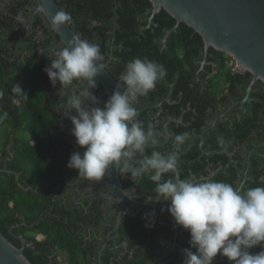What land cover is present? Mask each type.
I'll return each instance as SVG.
<instances>
[{
    "label": "trees",
    "instance_id": "obj_1",
    "mask_svg": "<svg viewBox=\"0 0 264 264\" xmlns=\"http://www.w3.org/2000/svg\"><path fill=\"white\" fill-rule=\"evenodd\" d=\"M56 1L61 10L71 14L69 26L80 39L99 44L103 54L100 62L107 65L117 82L125 64L134 58L147 57L166 69L155 89L135 103L137 110L159 103L161 108L145 110L137 119L144 122L146 129L149 123L154 124L159 133L156 144L164 141V126L169 119L182 118V123H170L169 143L147 148L146 154L173 151L174 136L187 132L189 137L179 154L193 140L194 144L182 157L184 162L178 161L181 179L203 176L233 186L243 184L245 189L264 187V157L254 154L247 170L252 151L264 154V84L258 82L247 103L219 118L226 113L224 108L244 98L252 76L234 73L230 67L233 58L214 49L209 50L208 64L201 71L204 42L194 30L180 24L167 36L176 21L164 10L149 25V0ZM37 8L36 0H9L4 9L0 7V154H6V146L14 136L11 161L7 166L0 164V169L13 173L0 172V232L18 248H22L18 236L31 244L24 250L31 264H161L160 247H172L171 216L149 213L150 219L124 218L117 234L119 243H125L127 250L107 247L99 261L102 246L97 249V242L87 241L83 235L99 220L80 210L66 209L65 203L72 202H65V183L60 179L59 168L65 169L70 155L80 146L71 134L73 125L64 105L72 91L79 92L87 83L74 81L75 87L68 90H60L59 82L53 87L44 68L51 63V52L64 45L42 13L36 12ZM20 13L23 23L17 21ZM17 28L21 32L20 43L16 39ZM17 84L26 96L12 90ZM100 89L97 83L91 91L97 96ZM107 99L105 95V102ZM21 131L29 134L27 142L20 139ZM218 137H223L226 147L219 145ZM67 144L72 146L71 151L62 152ZM172 176L169 172L162 180ZM120 178L125 191L134 199L167 203L162 198L157 200L156 185L147 176L132 181L129 175L120 173ZM90 204L99 217L101 205L108 206L105 200ZM115 221L113 217L108 223ZM175 236L181 249H170L166 264H182L183 249L196 251L189 245L188 231L180 228ZM261 250L264 249L256 246L249 251L255 254ZM213 264L233 262L218 253Z\"/></svg>",
    "mask_w": 264,
    "mask_h": 264
},
{
    "label": "clouds",
    "instance_id": "obj_2",
    "mask_svg": "<svg viewBox=\"0 0 264 264\" xmlns=\"http://www.w3.org/2000/svg\"><path fill=\"white\" fill-rule=\"evenodd\" d=\"M71 22V14L64 10L52 18L55 26ZM48 57L51 63L44 72L53 87L59 82L60 90H68L75 87L74 81L87 83L79 92L72 91L64 105L73 125L71 134L84 149L82 154L70 155L68 168L94 182L101 181L110 167L129 175L132 181L147 176L156 185L157 200L170 202L168 212L176 225L189 232V245L196 249H183L182 264H213L218 253L233 264H264V250L249 251L256 246L264 249V187L245 189L243 184L233 186L203 176L181 179L178 158L189 137L187 132L174 136L173 151L146 154L148 146L158 142L159 133L154 124L149 123L146 129L137 119L135 103L163 80V65L147 57L128 61L113 94L100 107L91 91L105 68L100 63L103 54L99 44L77 38ZM12 90L23 93L19 84ZM218 143L226 147L223 137H218ZM137 156L140 159H135ZM169 172L172 178L162 180Z\"/></svg>",
    "mask_w": 264,
    "mask_h": 264
},
{
    "label": "water",
    "instance_id": "obj_3",
    "mask_svg": "<svg viewBox=\"0 0 264 264\" xmlns=\"http://www.w3.org/2000/svg\"><path fill=\"white\" fill-rule=\"evenodd\" d=\"M38 8L61 43L67 46L69 41L80 38L69 24L55 26L52 18L60 11L56 0H36ZM152 4L149 25L162 10L167 12L175 21L176 26L167 32V36L177 29L180 24H185L194 30L204 42V60L202 68L207 64L210 49L226 54L235 59L241 68L238 73H249L252 76L244 98L235 103L244 105L250 99L251 93L258 82L264 84V0H149ZM101 63V62H100ZM105 65L102 74L97 76V83L102 87L105 95L109 98L116 89L117 81L110 74ZM166 101H168L166 99ZM162 103L145 106L138 114L152 108H161ZM170 123H182V118H171L164 126V141L159 144L149 145L159 147L166 145L170 140L168 125ZM186 151L179 155L178 161ZM263 153L253 151L249 157ZM140 159V158H135ZM1 173L13 174L6 169H0ZM18 180V175H16ZM109 186L118 201V215L116 226L112 235L122 225L126 215L125 206L136 209L138 212L164 213L168 212L169 204H152L140 202L125 191L120 172L110 167ZM171 216V215H170ZM22 248L16 247L0 232V264H31L24 254L26 241L21 237ZM99 255V261L101 258Z\"/></svg>",
    "mask_w": 264,
    "mask_h": 264
},
{
    "label": "flooded vegetation",
    "instance_id": "obj_4",
    "mask_svg": "<svg viewBox=\"0 0 264 264\" xmlns=\"http://www.w3.org/2000/svg\"><path fill=\"white\" fill-rule=\"evenodd\" d=\"M8 1L9 0H3L0 3V7H2V9H4V7L6 6V3ZM36 12H37V10H36ZM17 21L19 23L24 22V18H23L22 13H20L17 16ZM15 33L17 34L16 35L17 42L20 43L22 40V37L20 36L21 35L20 28L15 29ZM207 64H208V62H207ZM204 67L202 68V65H201L200 70L202 71L204 69ZM96 97H97V100L99 101V106L103 107V105L105 103V93H104L103 89H100V91L98 92ZM167 100H168L167 102H169V99H167ZM235 103H237V102H234L228 108H224L226 110V113L221 115L219 118L224 117L230 111H232L233 108L235 107L234 106ZM236 106H238V105H236ZM219 118H217V119H219ZM217 119L214 120V122H211V124H210L211 127L215 126ZM68 129H69V124H68ZM24 134H28V133H26L25 131H21L19 134V137L21 140H23V142H27L29 137L27 139L23 138ZM198 136L201 139L204 138L203 134H199ZM198 136H195V139H197ZM170 139H171V137H170ZM13 144H14V136L11 135L10 142L6 146V149H7L6 154H0V164L7 166V164L10 163L11 157L13 156V153H12ZM193 144H194V140L191 143V145L188 147V149H190L193 146ZM203 145H204V141H202L200 144L201 149L203 148ZM61 146H64V145H61ZM261 146H262V144H261ZM71 147H69V145L67 144V146H65V148L62 147L61 150H62V152H64V150L66 149L67 153H68L71 151ZM188 149L184 150V151H186L184 153V155L187 153ZM242 149H243V152L246 153V148L243 147ZM79 150H80V147L78 148V151ZM83 151H84V149L81 148V150H80L81 154L83 153ZM73 152H75V150ZM183 152H181V153H183ZM250 154H249L248 159H247V170L249 169L250 164H251V158H250V164H249ZM182 157H181V159H182ZM262 157H264V156H262ZM179 162H181V161H179ZM182 162H184L183 159H182ZM262 168H264V165H262ZM59 173L61 175L60 179L62 181H64V183H65L64 188L66 189L65 195L67 197V199L65 198V202L67 200H70V199L72 202L70 205H67L65 203L66 209L67 210L77 209V210L82 211L84 215H89L90 218L95 217L99 220V223L97 224V226H95V227L93 226V228L83 231V235H84L85 239L87 241L97 242V249H99L102 246L101 253L107 247H110L111 250L113 248H115L114 250H119L121 247H123V248H125V250H127V245L125 243H123V244L119 243V239H118L119 236H118L117 232L119 231L120 228L116 232H114L112 235H110L115 229L116 221L114 224L111 222L110 223H108V222H109V219H113V217H115V219H117L119 206H118V201H117L111 187L109 186V173H108V175L106 174V176L101 181H96V182L86 180L82 177H78V170L70 169L67 167V165L65 166L64 170H61V168H59ZM247 173H248V171H246V173H245L246 179H247ZM22 174L23 173H20V176ZM96 200H98V201L105 200L108 202V206L101 205L102 212L100 213V215H101L100 217L92 209L93 205L90 204V202L92 203ZM169 203L170 202L167 201L166 204H169ZM116 209H117V212H115ZM125 210H126V215L123 217V219L124 218L136 219L138 217H140L142 219H147V218L150 219L151 218V215H149V213H151V212H138L136 209L128 207V206H125ZM161 214H164V213H161ZM122 224H123V220H122ZM170 226H171V230L173 231L174 237H173V239H171L172 247L169 248V250L170 249L171 250L176 249V248L181 249V245L177 244V238H176L175 234H177L178 230L182 227L176 225L173 219H172V221H170ZM18 238L21 240V236H18ZM30 245L31 244H27V242H26V245L24 246V250H25L26 246L28 247ZM22 247H23V244H22ZM167 249L168 248L165 245L160 247V250H159L160 251V254H159L160 257L158 258V260L160 261L161 264H166L165 263L166 259H169V257L171 256L170 251Z\"/></svg>",
    "mask_w": 264,
    "mask_h": 264
},
{
    "label": "built area",
    "instance_id": "obj_5",
    "mask_svg": "<svg viewBox=\"0 0 264 264\" xmlns=\"http://www.w3.org/2000/svg\"><path fill=\"white\" fill-rule=\"evenodd\" d=\"M230 67L234 73H238L239 71H241L240 65L235 59L231 61Z\"/></svg>",
    "mask_w": 264,
    "mask_h": 264
},
{
    "label": "rangeland",
    "instance_id": "obj_6",
    "mask_svg": "<svg viewBox=\"0 0 264 264\" xmlns=\"http://www.w3.org/2000/svg\"><path fill=\"white\" fill-rule=\"evenodd\" d=\"M29 137V134H24L23 138L27 139Z\"/></svg>",
    "mask_w": 264,
    "mask_h": 264
}]
</instances>
